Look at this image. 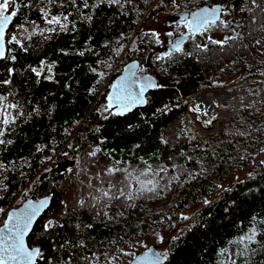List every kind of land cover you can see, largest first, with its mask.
Wrapping results in <instances>:
<instances>
[{"label":"trees","instance_id":"trees-1","mask_svg":"<svg viewBox=\"0 0 264 264\" xmlns=\"http://www.w3.org/2000/svg\"><path fill=\"white\" fill-rule=\"evenodd\" d=\"M14 2L19 8H11L17 16L6 29L7 58L0 59V82H10L0 83V105L18 107L9 110L15 117L10 125L0 122V139L11 141L0 144V225L7 210L19 205V194L51 197L27 237L28 246L42 253L36 264H84L91 252L127 264L145 237L165 242L158 247L166 257L162 264H264V0H256L260 8L252 0H177L180 11L223 5L221 19L229 27L190 36L171 57L158 54L156 36L146 26L154 14L172 8V0H87V8L84 0ZM52 16L66 27L48 24ZM184 28L180 24L176 34ZM236 33L241 38L224 46L208 40ZM12 34L20 44L7 43ZM197 44L208 48L197 50ZM131 60L139 62L137 73L150 72L163 87L149 91L147 103L132 111L110 114L104 110L110 83ZM227 67L238 74L233 87L215 84L211 75ZM222 89L233 93L222 107L226 116L217 134L202 136L188 112L190 97ZM97 149L95 157L88 155ZM66 160L74 165L56 172ZM108 167L134 176L151 167L159 174L141 179L158 187L135 195L139 184L133 181V200L93 208L89 186L98 185L97 174L104 176ZM48 220L63 227L45 232ZM171 223V235L159 238ZM253 230L254 242L246 248L238 243ZM65 241L70 244L61 248ZM98 264L108 261L102 257Z\"/></svg>","mask_w":264,"mask_h":264},{"label":"snow or ice","instance_id":"snow-or-ice-1","mask_svg":"<svg viewBox=\"0 0 264 264\" xmlns=\"http://www.w3.org/2000/svg\"><path fill=\"white\" fill-rule=\"evenodd\" d=\"M49 3H52L53 0H48ZM73 4H75V0H71ZM100 3H104L105 0H99ZM109 4H117L120 0H107ZM127 2H131V0H127ZM10 3L12 8H19L18 4H15L14 0H2L0 2V59L7 58L5 51V35L6 29L8 28L9 23L12 21L13 17L17 16V11H10ZM172 4L179 6L177 4V0H172ZM252 4L256 5L257 8H260V5L256 4V0H252ZM84 7H89L87 0H84ZM244 9H241L243 11ZM251 11V10H250ZM261 11L264 12V8H261ZM225 12L223 5H217L213 7H205L199 9L197 12L188 13L185 12L182 14L177 27L180 24H183L185 28L188 29V34L191 37H195L197 34L203 35L208 32L212 27L223 26L224 28L229 27V23L221 19V14ZM9 13V14H6ZM48 13L45 12V16L47 17ZM68 19L67 16L64 17L66 21ZM87 19H90L88 17ZM48 24L57 25L59 24L61 29L66 27L65 24H61L60 16H52L48 19ZM219 22V23H218ZM253 23H255V18H253ZM22 27V25H21ZM54 28L46 29L45 31H54ZM235 32V29H233ZM43 34V32L41 33ZM153 35H157L153 33ZM169 36L172 33H168ZM189 35L182 34L181 39L176 41L173 45L172 52H180L182 51L181 43L183 40L188 39ZM240 34L236 33L232 36H227L222 40L213 39L211 36L208 37V40L211 44L224 46L229 41H233L239 39ZM20 44V40L17 39V36L12 34L10 35V39H8V44ZM257 44H260L261 41H256ZM208 45H196L197 50L206 51ZM26 50V49H25ZM10 51V50H9ZM172 52H169L167 55L171 57ZM117 55L119 54V50H117ZM83 55V53H81ZM191 55V53H188ZM161 57H158L160 59ZM11 59H15V57H11ZM49 71H51V67L49 66ZM11 69L9 72L11 73ZM35 71V70H33ZM96 70L93 69V72ZM40 73L37 72V75ZM101 77H103V73H99ZM10 81L4 80L0 83L8 84ZM163 87V85L155 83L151 77H145L144 80L136 81L130 78H124L118 85H113L115 89L114 92L109 95L108 103L105 106V111L114 115H124L126 112L131 111V109L138 104H145L147 100L144 97V93L149 88H159ZM2 99V98H0ZM17 104H7L6 106L0 105V110L4 112V118L2 124L4 126L10 125L15 117H10L9 110L17 108ZM167 107V106H165ZM115 109L113 112L112 110ZM194 111H199V108H194ZM107 119V116L104 117ZM210 123V121H209ZM5 134V129H0V137ZM162 142L167 143V140H163ZM11 143L10 140L4 141L0 139V144ZM72 147V145H69ZM96 151H91L88 155L95 157L97 155ZM264 151V149H261ZM183 154V153H182ZM191 159V157H189ZM264 164V161H261ZM167 171L166 168H160L159 172ZM117 173L120 176H117ZM149 174L158 175L159 173H154L151 167H148L144 172H141L139 175H133L131 172H128L127 169L116 168V167H108L105 170L104 176H101L100 173L97 174V179L99 180L98 185L89 186L90 193L88 196V201H91L90 206L95 208L99 207H107L110 206L111 202L123 200L125 202L131 201L134 199L133 193V181L139 184V188L135 189V195H140L143 192H154L158 187V182H154L152 179L142 180L141 176H147ZM48 203V198H44L36 203L31 201L22 209L18 211H10L7 214V219L3 222V227L0 228V264H36L37 258H42V253L38 248H29L26 246L24 237L29 233L32 228L34 221L37 216L40 214L41 209H43ZM80 206H84L86 203L85 199H81L78 201ZM0 211H3L0 209ZM107 216V213H104ZM187 219V217H185ZM56 227H63V225L59 224L58 221L48 220L43 225V230L48 232L50 229H54ZM79 227V225H77ZM91 227V225H88ZM255 231L253 230L249 235L241 237L238 241L239 244H243L244 247H247V244L254 242L255 240ZM175 239V238H174ZM66 244H70L69 241H65L64 244H61V248H64ZM82 249H86V244L81 241L78 245ZM119 252L123 253V249H118ZM238 255H244V248H241ZM104 258L108 261V264H113V262L117 259L116 256L108 257L107 254L101 253L97 255L96 252H91L90 256L84 257V264H98L101 258ZM139 259L149 261V264H160L162 257L152 253V256H144L138 257ZM232 264H236L235 261H232Z\"/></svg>","mask_w":264,"mask_h":264},{"label":"water","instance_id":"water-1","mask_svg":"<svg viewBox=\"0 0 264 264\" xmlns=\"http://www.w3.org/2000/svg\"><path fill=\"white\" fill-rule=\"evenodd\" d=\"M217 5H221V4H213V5H211V6L203 5V6H201V7L196 8V9L193 10V11H182V12L174 13V14H172V15H169L167 18H168V20H170V21H172V22H179L180 19H181L182 14L185 13V12H188V13L197 12L199 9H202V8H205V7H213V6H217ZM6 14H9V13H6ZM220 18H221V17H220ZM182 34H184V35H189V34H188V29L186 28L184 32H182L181 34H178V35L175 36L172 40H170V41L164 43L163 46H159V47L157 48L158 54L161 55V56H168L167 54H168L169 52H172V48H173L174 43H175L176 41H178V40L181 39ZM189 37H190V35H189ZM186 40H187V39L183 40V42L181 43V48H182V46L184 45V43L186 42ZM5 51H6V49H5ZM147 64H148V63H147ZM139 66H140V65H139L138 60H131V61H128V62H126V63L122 66L121 72H120L118 75H116V76L114 77V79H113V80L111 81V83H110L109 90H108V92H107V94H106V102H107V103H108V97H109V95H111V94L114 92V90H115V89L113 88V85H118V84L121 82V80H123V79L126 78V77H127V78H130V79H132V80L141 81V82L144 80L145 77H151L152 80H153L155 83H157V84H159L160 82L162 83V80L159 81V79H158L156 76H154L153 74H151L150 72H145V73H142L141 75H137V71H138V69H139ZM153 89H155V88H149V89L144 93V97L146 96V94H147L149 91H151V90H153ZM223 92H225V91H223ZM202 93H204V92H202ZM217 93H221V92H217ZM226 93L228 94L229 97H231V96L233 95V93H228V92H226ZM198 94H201V93H198ZM191 100H193V97L191 98ZM225 104H226V101L224 102L223 105H225ZM139 105H141V104H138V105L134 106V107L131 109V111H132L133 109H135V108H136L137 106H139ZM112 111L114 112L115 109H113ZM128 112H130V111H128ZM128 112H126V113H128ZM188 112L190 113V115L192 114V110H191V107H190V103H189V105H188ZM126 113H125V114H126ZM198 122H199V121H198ZM206 133H207V132H206ZM217 133H218V132H217ZM217 133H216V134H217ZM203 134H205V133H203ZM210 134H215V133H210ZM73 165H74V161H73V160H66V161H64L63 163L58 164L57 169H55V171L58 172V173H60V172H62V171H64V170H66V169L71 168ZM46 197L48 198V203L46 204V206H45L43 209H41L40 214L37 216L36 220L34 221V223H33V225H32V228H33L35 222H36V221L38 220V218L43 214V212L48 208L49 203H50V200H51V197H50V196H45V197H42V198L37 199V200L32 199V198H30V197L25 198V199H24L19 205L14 206V207H10V208L7 210L6 215H5V218H4V221L7 219V214H8L10 211H18V210H22V209L28 204L29 201H31V202H33V203H36V202H38V201H40V200H43V199L46 198ZM4 221H3V222H4ZM2 227H3V223L0 225V228H2ZM32 228H31V230H32ZM31 230L29 231V233L31 232ZM29 233L24 237V241H25L26 246H28V244H27V237H28ZM28 247H29V246H28ZM29 248H38V249H39V247H37V246H36V247L33 246V247H29ZM152 253H155V254H157V255H159V256L162 257V260L160 261V264H162V263L165 261L166 257H165L164 255H162V254L159 252V250H158V245H156V244H150L146 249L141 250L139 253H137V254L135 255V257H134L133 259H131L127 264H149V261H147V260H143V259H139V260H138L137 258H138V257H144V256H146V255L149 256V257H151V256H152Z\"/></svg>","mask_w":264,"mask_h":264},{"label":"rangeland","instance_id":"rangeland-1","mask_svg":"<svg viewBox=\"0 0 264 264\" xmlns=\"http://www.w3.org/2000/svg\"><path fill=\"white\" fill-rule=\"evenodd\" d=\"M177 4H178V2H177ZM11 8H12V6H11V3H10V11H11ZM177 12H182V11L176 10V5H174L172 8H170V9H168V10L162 12V13L154 14L153 17L148 22V24H147L146 27L151 28L153 30V32L155 34H157V35H155L156 36V39H157V43H158V46L156 47V49L159 46H163L164 43L172 40L175 36L178 35V34H176L177 27L174 24L169 23V21H167L168 18H165L166 16L168 17L169 15H172V14L177 13ZM174 23H177V22H174ZM185 29L186 28H184L183 32L185 31ZM168 33H172V35L169 36ZM219 34L220 33H214L213 37H215V38L218 39V38H220V36H218ZM225 69L226 70H222L219 73H216V71L213 69V71L211 73V75L214 78L213 81H215V84L218 81L220 85H225V86L233 87L234 86V82L238 78V74L237 73H234V70L229 69L228 67L225 68ZM139 74L141 75L142 72L138 73V75ZM215 77H216V79H215ZM223 91H225V90L222 89V90H215V91L204 92V93H202L203 91H200L199 93H201V94H197L196 96L194 95V96H191L190 97V102L189 103H192L193 100H194V98H196L198 96H201L202 94L204 95V94L217 93V92H221V93L227 94L226 91L225 92H223ZM192 97H193V100H191ZM227 100H226V102H227ZM223 106H225V105H223V104L220 105V109H219L220 112H219V115H218V117L216 119V120H218V119L219 120L215 124L216 127L214 125L213 128L212 127H209L208 129H205V128L204 129H201V128H199L198 125H197V119L194 117V114L192 113L190 115L192 121L194 122L195 129L198 131V133L200 135L203 136V135L210 134V133H215L216 134L219 131V128H218L219 127V124H220L221 120L226 116L225 111L222 109ZM190 107H191V105H190ZM202 130L206 131L207 133L203 134V131ZM212 130H214V131L212 132ZM240 175H241V173H238L237 174V176H240ZM28 196L29 195H23V194L20 195L19 194L17 196L16 200H15V204L16 205L17 204H20V202L24 198H27ZM190 209H192V208H189L188 210H190ZM189 213H190V211H187L186 212V214H189ZM176 222H179L180 224H182L184 222V219L183 218H179V219H177ZM172 228H173V224L171 223L164 231H162L160 233L159 238L165 239L167 236L171 235L170 232H171ZM142 241H143V245H145V246L142 249H140V246L141 245H139L138 246V251H141V250L145 249L150 244H156V245H158L159 250H160V247L164 246V244H165V242H153V239L150 238V237H145L144 239H142Z\"/></svg>","mask_w":264,"mask_h":264},{"label":"bare ground","instance_id":"bare-ground-1","mask_svg":"<svg viewBox=\"0 0 264 264\" xmlns=\"http://www.w3.org/2000/svg\"><path fill=\"white\" fill-rule=\"evenodd\" d=\"M228 98L229 96L225 93H210V94H204V95L202 94L201 96L194 98L193 102L190 103V105H191L192 113L194 114V117L197 119L198 127L201 129H204V128L208 129L209 127L213 128V126L219 120V119L218 120L216 119L220 112L219 110L220 105L224 104V102ZM197 107L199 108V111H194L193 109ZM214 130H212V132Z\"/></svg>","mask_w":264,"mask_h":264},{"label":"flooded vegetation","instance_id":"flooded-vegetation-1","mask_svg":"<svg viewBox=\"0 0 264 264\" xmlns=\"http://www.w3.org/2000/svg\"><path fill=\"white\" fill-rule=\"evenodd\" d=\"M137 75H138V73H137ZM140 75V74H139Z\"/></svg>","mask_w":264,"mask_h":264}]
</instances>
